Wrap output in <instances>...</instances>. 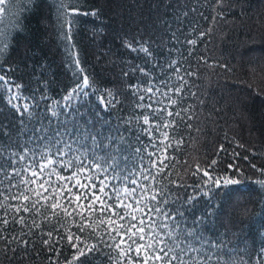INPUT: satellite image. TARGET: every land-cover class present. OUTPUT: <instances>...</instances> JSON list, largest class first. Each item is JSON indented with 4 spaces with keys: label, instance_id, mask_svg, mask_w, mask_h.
Wrapping results in <instances>:
<instances>
[{
    "label": "trees",
    "instance_id": "trees-1",
    "mask_svg": "<svg viewBox=\"0 0 264 264\" xmlns=\"http://www.w3.org/2000/svg\"><path fill=\"white\" fill-rule=\"evenodd\" d=\"M94 11L95 17L80 14ZM66 17L70 41L65 39ZM193 39L194 45L189 43ZM128 42L138 50L126 47ZM141 45L150 54L139 50ZM0 53L3 68L15 69L9 76L22 85L17 94L24 98L10 103L12 94L0 87V149L8 148L5 157L18 151L17 145L31 146L30 125L24 118L21 131L22 118L13 103L30 102L31 125L40 121L38 126L51 129L62 122L82 127L92 116L101 121L97 131L120 141L116 147L128 158L126 168L138 171L141 164L150 165L153 151L161 156L163 171L149 187L163 188L167 203L160 207L170 216L182 213L179 226L192 233L187 239L194 246L221 245L218 264H255L253 254L264 250V0H39L38 5L11 0L0 14ZM80 68L92 88L86 89L87 96L66 99L82 82ZM180 76L186 84L176 94ZM166 80L168 89L163 88ZM150 85L177 101L171 105L155 92L153 107L186 109L183 119L159 111L153 117L169 123L167 140L165 129L149 135L148 125L135 119L147 112L137 107L143 103L137 96ZM109 91L119 103L105 109L100 95ZM51 109L64 115L49 126L45 117ZM6 170L12 171L7 165ZM217 178L240 184L215 188L212 180ZM7 186L8 180L0 185V221L9 220L0 223V264H116L117 252L102 245L75 259L78 247L64 238L67 233L81 238L80 247L96 245L97 237L90 235V226L80 232L78 222L61 221L51 210L41 209L36 225L22 231L6 209L18 203L3 198ZM54 211L63 215L59 208ZM19 215L31 223L29 214ZM49 232L57 244H45ZM11 236L23 237L28 245L3 238Z\"/></svg>",
    "mask_w": 264,
    "mask_h": 264
},
{
    "label": "snow or ice",
    "instance_id": "snow-or-ice-1",
    "mask_svg": "<svg viewBox=\"0 0 264 264\" xmlns=\"http://www.w3.org/2000/svg\"><path fill=\"white\" fill-rule=\"evenodd\" d=\"M10 2L11 0H0V14L4 13ZM33 2L38 5L39 0H33ZM80 14L96 16L95 11ZM65 27L67 29L65 39L70 41L68 32L71 31V23L67 17ZM189 43L194 45L196 40H190ZM125 46L133 51L138 50L131 42ZM73 48L74 46L69 45V51L73 54L75 63L79 65V60L75 59V53L72 52ZM139 50L150 54L145 45H141ZM13 71L15 69L3 68L2 53H0V87L12 94L10 103L24 99L17 94V90L22 85L9 76V73ZM79 71L83 75L84 70L80 68ZM173 71L179 73L178 68H174ZM186 75H192V73H186ZM180 81L182 83L175 85L176 94L186 84L184 76H180ZM91 88L88 77L83 75L82 82L66 99H71L73 94L87 96L86 89ZM163 88H169L167 80L164 81ZM133 90L140 92L137 86H133ZM155 92H160V95L168 99L171 105L177 103L167 91H160L154 88V85H150L137 96V99L143 102L137 107L147 109V112L142 111L141 115L135 119L141 125H148L145 131L149 135L153 130L165 129L162 134L167 140L166 129L169 123L163 121L157 123L153 117L159 111L166 113L167 116L183 119L181 112L186 109L173 112L166 106L153 107L151 101ZM100 103L102 107L108 109L115 107L119 99L109 91L100 95ZM155 103L160 104L161 101L156 100ZM13 107L17 116L22 118L21 131L25 124L24 118H27L30 125L31 146L17 145L19 150L9 153L6 157L4 153L8 152V148L0 149V161H4L0 162V173H2L0 185H3L4 180H8L7 195L3 198L7 200L10 197L18 203L16 206L8 205L6 209H11L13 222L20 224L22 231L30 230L35 226L36 218L41 215V209H47L51 210L53 215H57L61 221L70 218L73 222H78L80 232H84L86 226L92 228L90 235L97 237L96 245L80 247L83 241L70 231L64 237L74 241L73 246L78 247V255L75 259L86 255V252L93 251L94 248L98 250L102 245L117 252L116 264H213L214 258L218 264L222 246L218 244L215 248L209 246L207 249H204L202 243L199 247L194 246L192 241L187 239L192 233L184 231L179 226L177 216L182 213L177 212L176 215L170 216L160 207L167 203V194L163 188L157 190L149 187L164 168V160L156 151L148 154L154 157L150 165L141 164L138 171H133L131 168H126L128 158L121 154L120 148L116 147L120 141L111 134L96 130L97 124L101 123L98 119L94 120L92 116H89L82 127L76 124L70 126L62 122L55 129H51L38 126L40 121H37L36 125H31L34 106L30 102L13 103ZM63 115L62 111L51 109L45 120L50 126ZM187 118L192 117L188 115ZM176 143L178 145L180 141ZM170 146L171 142L165 144L163 151L166 152L167 147ZM153 147L156 146L153 145ZM136 152H140V149H136ZM215 163L216 161L213 160L212 165ZM6 165L7 168L12 169L11 172L6 170ZM229 168L239 172L233 164H230ZM199 170L197 168V171ZM260 171L264 176V169ZM26 173L30 175L26 176ZM204 175L207 176L208 172L205 171ZM13 177H15V183H12ZM238 184L240 181L232 178L212 180L215 188ZM260 184L264 186V180H261ZM158 197L160 199H157ZM45 201H47L46 204ZM57 208L63 215L54 211ZM19 213L29 214L31 223H28V220ZM44 215H47V212ZM0 223L7 225L9 220L4 218ZM48 236L49 239L44 241L45 244L59 242L52 238L51 232ZM3 238L28 245V241L23 237ZM253 255L257 256L255 264H264V250L258 255L255 253ZM81 264H87V261H81ZM241 264H248V262H241Z\"/></svg>",
    "mask_w": 264,
    "mask_h": 264
}]
</instances>
